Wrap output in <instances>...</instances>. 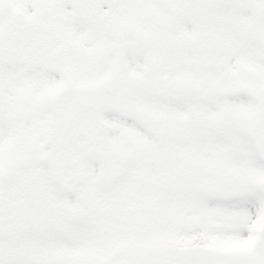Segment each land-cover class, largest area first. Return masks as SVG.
I'll return each mask as SVG.
<instances>
[{"label":"snow or ice","instance_id":"obj_1","mask_svg":"<svg viewBox=\"0 0 264 264\" xmlns=\"http://www.w3.org/2000/svg\"><path fill=\"white\" fill-rule=\"evenodd\" d=\"M0 264H264V0H0Z\"/></svg>","mask_w":264,"mask_h":264}]
</instances>
